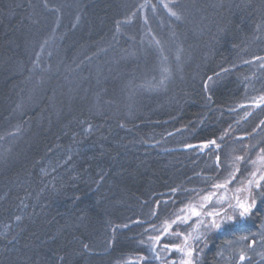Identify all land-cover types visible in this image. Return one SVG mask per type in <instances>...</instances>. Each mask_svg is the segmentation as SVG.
Listing matches in <instances>:
<instances>
[{"label": "trees", "instance_id": "obj_1", "mask_svg": "<svg viewBox=\"0 0 264 264\" xmlns=\"http://www.w3.org/2000/svg\"><path fill=\"white\" fill-rule=\"evenodd\" d=\"M262 96L264 0H0V264H182L216 184L257 208L194 264H264Z\"/></svg>", "mask_w": 264, "mask_h": 264}, {"label": "snow or ice", "instance_id": "obj_2", "mask_svg": "<svg viewBox=\"0 0 264 264\" xmlns=\"http://www.w3.org/2000/svg\"><path fill=\"white\" fill-rule=\"evenodd\" d=\"M165 8H169L168 4H164ZM169 12L171 15L175 16L177 19H179L178 14L175 11H172L169 8ZM261 101H264V96L260 97ZM257 107H259V103L256 104ZM264 123V122H262ZM210 143H215V141H211ZM237 159H242L241 157H237ZM260 180H264V175H262L260 177ZM260 180L255 181V185L257 187V189H259L261 187L260 184ZM230 182V181H229ZM253 183V181H249V184ZM216 188H221L224 187V185L221 184H216L215 185ZM213 195H215L213 193ZM262 195H264V193H262ZM249 196L251 197L250 199L248 197L241 199L239 197H234L235 199V204L229 203L228 207L232 209V212L230 214H226V213H221L219 211L214 212V213H206V215L208 216H212L213 219H211L210 221H208L207 223H205V221L201 220L198 223L199 224H204L205 227L211 231V230H222L225 229L231 225H235L239 220H244L247 219L248 217H250L251 215H253L254 209L257 208V204H256V199L254 196H251V193H249ZM205 200H210L211 196H207L204 197ZM219 202V201H218ZM201 207H203V205H201ZM192 215L195 216H200V212L197 211L195 209V207H192L191 209ZM185 222L187 221V217L182 218ZM172 223H176V221H173ZM170 227V225H169ZM168 228H165V231L167 232ZM201 235L202 234H198L195 239L199 240L201 239ZM247 237H243L242 239H246ZM150 241H153V244H150L149 247L150 249H152L154 251V244L159 243L160 241V237L156 236V237H149ZM188 238H185V243L184 246H175L173 245L172 247L175 248L176 251L181 252L183 256L187 257V259H183L182 260V264H194V260H193V251L194 249H192L191 245L188 244ZM253 243H255L253 241ZM85 248H87V245H84ZM163 248L167 249L169 248L168 244H164ZM159 258V257H157ZM143 259V258H141ZM245 259V256L243 255V253L240 255V260L243 261Z\"/></svg>", "mask_w": 264, "mask_h": 264}, {"label": "rangeland", "instance_id": "obj_3", "mask_svg": "<svg viewBox=\"0 0 264 264\" xmlns=\"http://www.w3.org/2000/svg\"><path fill=\"white\" fill-rule=\"evenodd\" d=\"M256 105H248V107H254ZM264 167H261V169H252L250 173H248L247 177H244V181L240 182V185H243L242 189L249 185V181H253V183L257 180H260V177L264 174ZM252 184V183H251ZM241 187V186H240ZM247 192V191H246ZM213 193L215 195H213ZM211 196L210 200H205L204 197ZM235 194L229 190L224 191V189L221 188H214L210 192H204L202 194H198L193 199L185 203L183 206H181L178 210L175 211L174 216L172 220L176 221V223L173 224H180L184 227H188L192 225L195 229L191 232H185L181 233L182 237L181 240L183 243L182 246H184L185 238H191L189 235H192L196 229H199L203 226V224H199L198 222L203 220L205 223L213 219L212 216L206 215V213H214V212H221L230 214L232 212V209L228 207L229 203L235 204L234 199ZM241 197H244L242 194ZM219 201V202H218ZM203 205V207H201ZM195 207L197 211H199L201 214L200 216L192 215L191 208ZM171 216V214H170ZM187 217V221L185 222L182 218ZM170 220V221H171ZM239 220V219H238ZM168 221H166L167 223ZM179 232V231H178ZM191 233V234H190ZM195 233V232H194ZM188 244L190 245L189 239Z\"/></svg>", "mask_w": 264, "mask_h": 264}]
</instances>
